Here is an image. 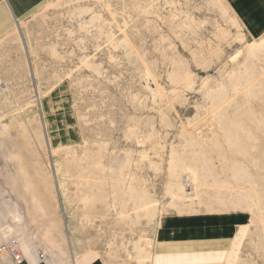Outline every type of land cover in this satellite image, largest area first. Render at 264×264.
Returning a JSON list of instances; mask_svg holds the SVG:
<instances>
[{
  "label": "rangeland",
  "instance_id": "rangeland-1",
  "mask_svg": "<svg viewBox=\"0 0 264 264\" xmlns=\"http://www.w3.org/2000/svg\"><path fill=\"white\" fill-rule=\"evenodd\" d=\"M0 206L110 264H153L165 218L237 216L215 263L264 264V35L224 0H48L0 41Z\"/></svg>",
  "mask_w": 264,
  "mask_h": 264
},
{
  "label": "crops",
  "instance_id": "crops-1",
  "mask_svg": "<svg viewBox=\"0 0 264 264\" xmlns=\"http://www.w3.org/2000/svg\"><path fill=\"white\" fill-rule=\"evenodd\" d=\"M48 0H0V41L10 35L16 24L39 11ZM247 33L254 37L264 35V0H224ZM0 223V244L13 238L8 229L14 224L8 207ZM236 217L165 218L157 236L153 264H217L226 258V251L235 254L238 245ZM16 235H18L16 233ZM16 237H19L16 236ZM25 238V239H23ZM17 238L23 256L22 264H110L105 256L95 251L70 252L58 259L43 255L35 239ZM219 257V258H218ZM233 257V256H232ZM3 264H14L10 256L2 258Z\"/></svg>",
  "mask_w": 264,
  "mask_h": 264
},
{
  "label": "built area",
  "instance_id": "built-area-1",
  "mask_svg": "<svg viewBox=\"0 0 264 264\" xmlns=\"http://www.w3.org/2000/svg\"><path fill=\"white\" fill-rule=\"evenodd\" d=\"M7 255L11 257L14 264L23 263V256L18 239L10 238L8 241L0 244V264H3L2 258Z\"/></svg>",
  "mask_w": 264,
  "mask_h": 264
},
{
  "label": "bare ground",
  "instance_id": "bare-ground-1",
  "mask_svg": "<svg viewBox=\"0 0 264 264\" xmlns=\"http://www.w3.org/2000/svg\"><path fill=\"white\" fill-rule=\"evenodd\" d=\"M239 152H240V151H239ZM239 152H238V153H239Z\"/></svg>",
  "mask_w": 264,
  "mask_h": 264
}]
</instances>
